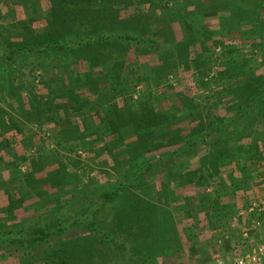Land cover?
<instances>
[{
	"label": "rangeland",
	"instance_id": "rangeland-1",
	"mask_svg": "<svg viewBox=\"0 0 264 264\" xmlns=\"http://www.w3.org/2000/svg\"><path fill=\"white\" fill-rule=\"evenodd\" d=\"M200 1L214 7L213 1L218 0H171L168 6L164 0H152L142 5V13L150 16V28L161 29L157 53L135 47L121 51L117 45L106 49L105 63L90 68L86 60L69 54L50 57L23 51L9 62L0 49V264H28L43 257L59 264H155V260L137 261L133 251L121 249V242L134 250L154 252L160 256L157 264H218L220 256H233L235 250L247 255L261 248L264 264V109H254L252 120L251 114H243L248 119L230 128L228 146L213 149L207 137L197 143L198 152L185 150L153 168L144 187L128 188L101 204V194L121 183V170L131 172L129 164L121 163V146L117 148L123 106L144 113L139 101L146 100L156 111L171 116L168 129L178 125L186 131L201 119L233 117L245 109V99L237 94L246 81L250 103V92L264 90V11L260 18L254 11L231 17L233 11L227 8L232 5L219 0L220 13L202 14ZM50 6L49 0H0V38L23 40L44 33L51 25ZM136 13L131 7L122 15L101 18L93 11L95 19L89 17L86 24L80 19L73 28L93 27L99 19L101 25L118 27L124 22L121 18ZM164 19L170 21L164 24ZM203 22L202 32L208 38L194 32ZM190 32L198 42L183 52L189 62L185 66L177 46ZM218 38L227 46L214 45ZM204 40L207 49L200 45ZM237 54L241 60L248 59L247 77L227 63ZM196 57L207 63L198 66L192 61ZM116 60H125V72L135 73L129 80L146 78L122 84L127 78L121 83V62ZM169 67L171 75L161 80L160 70ZM133 82L138 84L134 87ZM122 88L129 90L126 95L121 94ZM180 95L192 100L197 115L179 106ZM180 113L191 116L177 118ZM61 130L70 132L69 142H62ZM158 135V140H166L162 133ZM175 135L179 138L181 133ZM127 136L124 141L132 140ZM216 136L219 139L220 133ZM108 146L115 147V155ZM217 147H227L229 152L215 161ZM196 169L193 181L180 180ZM133 194L167 217L164 226L155 222L147 228L155 239L148 238L146 245L127 236L129 228L143 233L136 216L121 228V212L133 211ZM84 214H95L98 226L110 237L97 235L86 221L77 220ZM61 219L73 221H65L63 231L48 242L27 239L9 246V236L2 235L14 228L54 226Z\"/></svg>",
	"mask_w": 264,
	"mask_h": 264
},
{
	"label": "trees",
	"instance_id": "trees-1",
	"mask_svg": "<svg viewBox=\"0 0 264 264\" xmlns=\"http://www.w3.org/2000/svg\"><path fill=\"white\" fill-rule=\"evenodd\" d=\"M50 1V9L48 10V16L51 19V25L47 31L37 35L36 37L24 38L23 40H12L0 38V49L3 53L4 58L7 61H16V53H22L23 51L27 54L38 53V55H55V54H69L78 57V61L86 60L89 64L90 68H94L98 65V62L102 61L105 63L104 54H107L106 49L115 48L117 45H121V51L128 49V47H135L137 49H141L142 52H156L159 49V41L158 36L160 34V27L156 25L153 28L151 27V22L148 19L150 16L149 14L145 15L143 12V4H149L152 0H49ZM166 1L165 5L168 6L171 0H164ZM219 1V0H218ZM218 1H213L214 7L210 6V4H206L200 1V8L201 13H209V14H218L222 7L218 6ZM228 4L232 5V7L227 8L228 10L233 11L231 13V17L236 15L237 13L242 12H255L258 17H261V11H264V0H224ZM148 2V3H147ZM175 4H179V2H175ZM134 7L136 10V14L133 16L129 15L126 19H122L124 22L117 27L116 24H109L106 25L102 23L101 19H99L97 24H94L93 27H86L75 30L73 28L74 23L81 21L83 24L85 20L88 21L89 17L93 16V11L97 12L95 17L106 18L109 16H113V13L118 14L128 10L129 8ZM92 12V14H91ZM182 15V14H180ZM223 17H230V16H223ZM257 17V16H256ZM131 18L130 20H128ZM179 19V18H178ZM222 19V17H221ZM165 20V19H164ZM157 22V19L155 20ZM165 20L164 24L167 23ZM200 30H196L194 32H198L199 34L205 35V38H208V34H204L202 32L204 22L201 25ZM88 28V29H87ZM232 30V29H231ZM162 31L161 34H163ZM221 35V34H220ZM148 36V37H147ZM154 36V37H153ZM196 34L190 32V34H184L182 40L179 41L177 50L179 54V58L183 60L182 65L188 66L189 62H186L185 58L187 59L188 56L183 55V52H186L188 48H191L192 45H195L198 40L196 39ZM201 43L202 49H207V45ZM226 45V41L222 38H218L215 40L214 45ZM7 46V47H6ZM116 46V47H114ZM235 50L231 51V54L234 55ZM239 54L235 55V57H230L227 60V63L232 66L231 69H237L239 73H243L247 77V68H248V59L240 58ZM209 58V57H208ZM207 58V59H208ZM232 58V59H231ZM121 62V83L127 78V80L122 84H128L132 82V80H140L146 78L143 77H136L129 80V76L132 77L135 73L132 74L129 72H125V60H116V63ZM198 66L204 65L207 61L203 60V62L198 61L196 57L194 60ZM242 61V62H241ZM200 62V63H199ZM171 63V62H169ZM176 64L177 62H173ZM200 64V65H199ZM171 66V65H170ZM196 66V67H198ZM173 69V68H172ZM171 67L167 69L160 70L158 77L161 80L167 79L171 75ZM138 84V82H133L131 85L134 87ZM250 84L246 81L245 86H243V92H238V97L241 99H245L244 103H246V108L243 109L241 112H238L236 116L233 117H214L213 120L201 121L192 126L189 130H184L181 126H176L177 129H168L171 122V116L167 112H160L156 111L153 107H150L148 104L145 103L146 100L139 101V106L143 107L141 110L145 109L144 113H138L130 106L122 107L120 112V121H121V134H119L120 144L117 145L121 146V163L129 164L130 171L128 173V169L122 173L121 170V183L119 186L112 190L104 191L101 194L102 202L101 204H105L109 201H112L118 197V195L123 193L128 188L131 190L137 189L138 187L148 184L149 176H151L152 169L157 167L162 161L166 160L170 156H177L180 155L181 152L187 150H196L197 143L200 141H206V138L210 139L207 141L209 146L214 147L217 145H227L229 144V139L232 136V130L230 129L234 124H237L239 121H247L244 120L243 114H251L252 116L249 117L250 120L254 119L256 114H252L254 109H264V101L262 100V96L264 94L263 91H252V103H250L249 96L246 97V92H248ZM134 89V88H133ZM123 92L122 95H126L129 90L121 89ZM182 105L179 106L184 107L185 110H190V114L199 113L194 107L191 99L185 98L183 95L181 96ZM232 106V103H230ZM180 107V108H181ZM74 109H80L79 107H73ZM179 108V109H180ZM195 111V112H194ZM195 115V116H196ZM191 115L180 113L177 118H184ZM194 116V117H195ZM200 117L199 115L197 118ZM122 128L127 129L126 131H122ZM176 132L181 133L179 138L175 135ZM69 131L68 130H61L60 137L62 142L70 141L69 139ZM127 133V134H125ZM130 133V134H128ZM158 133H162L163 136L166 138L165 141L158 140L157 138L160 137ZM220 133L219 139H217V134ZM132 134V136H131ZM103 132V136H104ZM126 135L128 139L131 137L132 140L128 142L124 141L126 139ZM135 137V138H134ZM106 139V137H105ZM62 142H58L59 145H62ZM64 146V145H63ZM62 146V147H63ZM167 147L164 150L162 148ZM111 151V155H115L114 148L111 149L110 146L108 148ZM198 152V150H196ZM195 154H198L196 153ZM227 147L222 150H219L218 147L213 150V158L215 161L223 155H225ZM154 154V155H152ZM231 153L228 155L230 156ZM118 156V155H116ZM196 171L187 172L183 174V178L181 181H193L194 176L198 175ZM128 173V175H127ZM121 191V192H120ZM135 197L132 200L133 203V211L130 213L129 211H125V214L121 212V228L128 222L129 219L137 217L138 221L142 224L141 231L144 234L147 228L151 229V224L158 222L163 224L166 221V215L157 213L156 207L150 206V204H142L144 202L143 198L138 194H133ZM147 202V201H146ZM128 212V213H127ZM161 214V215H160ZM77 220H84L88 226L90 225V229L92 232H97L96 234L101 235L102 237H110V234H106L102 229L98 226L96 222L95 214H84L81 218ZM65 221H73L72 219L68 220H59L58 223L54 226L51 225H41L33 230H27L26 227H20L18 230H8L4 234L5 236H9L10 244L9 246H13L17 242L23 243L24 240L31 239L34 242H48L50 237L54 234H59L60 231H63L62 227ZM174 223V222H173ZM147 224V225H146ZM148 226V227H147ZM168 230V229H167ZM59 231V232H58ZM3 230L0 229V233ZM150 232V231H149ZM149 232L142 235L139 231H133L131 228L127 231L128 235H133V237H137V239L146 245L148 238L155 239L154 235L149 234ZM153 232V230H152ZM154 233V232H153ZM2 237V236H0ZM147 237L146 239H144ZM147 241V242H146ZM65 245H68L66 243ZM126 249L128 252L133 251V257L137 261H149L153 262L155 260V264H157L158 257L154 256V252H146L144 248H137L136 250L131 249L126 242H121V249ZM126 252V253H127ZM57 255L61 256L59 253ZM88 255V254H87ZM58 256V257H59ZM162 256V255H161ZM20 259V258H19ZM43 260L38 262H28V264H59L56 261L52 260L51 257H43ZM66 263V262H65Z\"/></svg>",
	"mask_w": 264,
	"mask_h": 264
},
{
	"label": "built area",
	"instance_id": "built-area-1",
	"mask_svg": "<svg viewBox=\"0 0 264 264\" xmlns=\"http://www.w3.org/2000/svg\"><path fill=\"white\" fill-rule=\"evenodd\" d=\"M263 249L260 252L253 254L239 255L233 259L225 260L223 258L218 259V264H263Z\"/></svg>",
	"mask_w": 264,
	"mask_h": 264
},
{
	"label": "crops",
	"instance_id": "crops-1",
	"mask_svg": "<svg viewBox=\"0 0 264 264\" xmlns=\"http://www.w3.org/2000/svg\"><path fill=\"white\" fill-rule=\"evenodd\" d=\"M240 240H244V238H241ZM240 243H237V244H234L233 243V245H239ZM239 247V246H238ZM239 249V248H238ZM236 251L237 250H235V252H231V253H235L233 256H232V254H229V255H226V256H223V257H219V258H223V259H225V260H228V259H233V258H235V257H237V256H239V255H241L238 251V253H236Z\"/></svg>",
	"mask_w": 264,
	"mask_h": 264
}]
</instances>
